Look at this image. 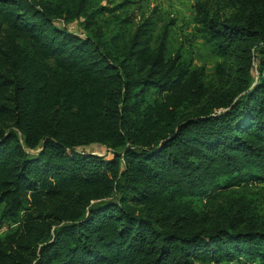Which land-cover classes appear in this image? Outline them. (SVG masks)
Listing matches in <instances>:
<instances>
[{"label": "trees", "instance_id": "16d2710c", "mask_svg": "<svg viewBox=\"0 0 264 264\" xmlns=\"http://www.w3.org/2000/svg\"><path fill=\"white\" fill-rule=\"evenodd\" d=\"M144 1L0 0V264H264V0H194L212 73Z\"/></svg>", "mask_w": 264, "mask_h": 264}, {"label": "rangeland", "instance_id": "374dc122", "mask_svg": "<svg viewBox=\"0 0 264 264\" xmlns=\"http://www.w3.org/2000/svg\"><path fill=\"white\" fill-rule=\"evenodd\" d=\"M112 1L114 5L120 4L124 0H95L98 4H109ZM194 0H145L144 11L149 13L151 9L158 8L163 19L175 20L174 36L172 38V46L177 49L184 47L187 60L193 62L197 67H205L208 73H212L215 57L211 54L209 48L202 43L195 34L192 19V4ZM104 17L101 18L103 20ZM256 80L258 72H255ZM85 152L106 155L107 151L101 146H93L84 149ZM250 188L254 192H258L259 202L264 206V183L257 184L252 182ZM7 230L5 228L3 231Z\"/></svg>", "mask_w": 264, "mask_h": 264}]
</instances>
